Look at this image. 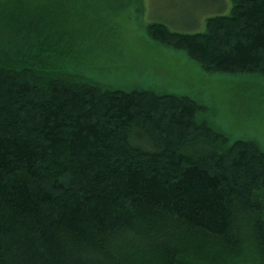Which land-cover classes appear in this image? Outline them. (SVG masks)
<instances>
[{
    "label": "trees",
    "instance_id": "16d2710c",
    "mask_svg": "<svg viewBox=\"0 0 264 264\" xmlns=\"http://www.w3.org/2000/svg\"><path fill=\"white\" fill-rule=\"evenodd\" d=\"M33 1L0 0V264H264V151L188 95L56 69ZM229 1L202 32L147 33L264 79V0Z\"/></svg>",
    "mask_w": 264,
    "mask_h": 264
},
{
    "label": "rangeland",
    "instance_id": "374dc122",
    "mask_svg": "<svg viewBox=\"0 0 264 264\" xmlns=\"http://www.w3.org/2000/svg\"><path fill=\"white\" fill-rule=\"evenodd\" d=\"M33 5L60 34L50 48L56 69L107 88L188 95L208 107L198 116L215 131L264 151V79L206 73L185 52L147 33L151 22L202 32L208 16L230 12L229 0H34Z\"/></svg>",
    "mask_w": 264,
    "mask_h": 264
}]
</instances>
